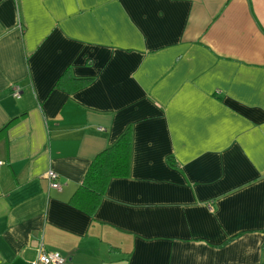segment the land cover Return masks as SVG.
I'll return each mask as SVG.
<instances>
[{"label":"crops","instance_id":"0c3cea01","mask_svg":"<svg viewBox=\"0 0 264 264\" xmlns=\"http://www.w3.org/2000/svg\"><path fill=\"white\" fill-rule=\"evenodd\" d=\"M66 69L90 81L55 87ZM16 117L0 264H264V0H0V129ZM127 130L129 175L74 208Z\"/></svg>","mask_w":264,"mask_h":264},{"label":"trees","instance_id":"16d2710c","mask_svg":"<svg viewBox=\"0 0 264 264\" xmlns=\"http://www.w3.org/2000/svg\"><path fill=\"white\" fill-rule=\"evenodd\" d=\"M73 83V87L85 84L90 78H74L68 69L57 79L55 87L64 89L66 82ZM19 118L9 120L1 129L0 136L15 124ZM131 138L129 131H125L112 145L99 153L91 162L87 173L78 189L73 194L71 205L92 216L101 202L108 183L112 179H122L129 175Z\"/></svg>","mask_w":264,"mask_h":264},{"label":"built area","instance_id":"2783aa9c","mask_svg":"<svg viewBox=\"0 0 264 264\" xmlns=\"http://www.w3.org/2000/svg\"><path fill=\"white\" fill-rule=\"evenodd\" d=\"M12 90V97L15 100H18L20 98V90L17 86L13 85L11 86ZM2 163L0 162V165ZM47 180L50 183V187L55 190H59L60 186L58 183H56L57 175L53 171H48L45 175ZM36 264H67V260L64 259L60 254L58 253H45L41 252L39 254V257L36 261Z\"/></svg>","mask_w":264,"mask_h":264}]
</instances>
